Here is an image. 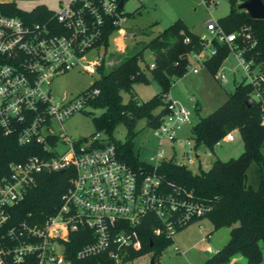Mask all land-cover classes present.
<instances>
[{
    "label": "built area",
    "instance_id": "1",
    "mask_svg": "<svg viewBox=\"0 0 264 264\" xmlns=\"http://www.w3.org/2000/svg\"><path fill=\"white\" fill-rule=\"evenodd\" d=\"M202 2L207 8L217 4L215 0ZM118 4L119 0H67L48 21L0 13V127L5 135L15 133L19 145L42 147V154L10 163L8 173L0 177V264L26 260L71 264L67 242L80 228L86 242L75 250L76 258L98 257L90 264H150L152 252L142 251L145 232L163 235L172 243L181 227L207 209L192 200L190 193L182 196L179 189L164 190L155 171L164 159L173 158L189 168L199 158L191 137L183 139L182 148L177 144L181 131L193 125L192 111L169 94L164 96L167 112L152 129L156 148L145 161L152 167L149 171L135 170L121 161L114 145L99 132L75 140L63 128L66 118L85 111L98 89L87 88L59 101L51 94V81L76 68L96 72L101 58L86 57L98 48L105 26L112 24L120 31L126 16ZM205 27L209 36H200L201 51L186 55L187 71L196 74V66L216 52L214 41L226 43L245 72V82L253 86L250 99L259 102L264 126V70L251 67L244 58L245 45L238 43L255 44L250 28L226 33L216 21H208ZM214 77L221 83L227 81L220 67ZM189 100L195 101L194 97ZM236 131L221 140L232 141ZM65 169L71 175L69 185L52 213L29 212L26 218L6 224L13 216L10 209L23 200L37 175Z\"/></svg>",
    "mask_w": 264,
    "mask_h": 264
},
{
    "label": "trees",
    "instance_id": "2",
    "mask_svg": "<svg viewBox=\"0 0 264 264\" xmlns=\"http://www.w3.org/2000/svg\"><path fill=\"white\" fill-rule=\"evenodd\" d=\"M126 0H123V4ZM245 0H229V12L216 22L226 33L235 32L242 27L250 28L255 44L249 41L238 43L245 45L244 58L251 67L259 66L264 70V17L251 18L239 4ZM264 3V0H262ZM52 10L45 5H37L29 11L20 9L14 0H0V13L15 16L28 21H48L53 16ZM129 15V14H125ZM116 27L109 24L104 27L101 40L97 47L107 52L111 36ZM188 38V42H185ZM216 52L203 61L211 74H215L222 62L230 53L226 43L213 42ZM200 36L189 31L181 19L175 20L157 35L148 40L141 49H135L122 57L108 71H105V57L97 66L96 78L88 87L97 88L98 94L88 102L84 113L92 115V121L98 131H104L111 142L119 159L135 170L149 171L152 169L145 161L140 160L134 152L133 137L136 134L137 122L143 120L151 129L156 128L166 114L164 96L169 94L174 80L186 72L190 52L203 49ZM149 49L153 55L152 67L149 68L151 78L160 90L145 101H138L133 91V82L148 84L145 71L139 66L143 50ZM121 91L129 93L126 102L122 101ZM253 86L245 80L235 84L228 98L210 114L198 119L191 126V138L197 149L203 145L213 153V146L224 135L237 130L242 142L243 151L235 158L227 160L215 159L208 169L198 166L193 173L185 165L175 162L173 158L162 160L155 168L162 180L164 190L174 192L179 189L181 195L190 193L192 200L207 205L206 211L189 223L207 218L213 230L221 226L229 227L227 241L216 249L208 261L220 263L227 261L234 253H241L247 264H259L264 248V155L261 148L264 144V126L260 124V104L250 99ZM101 109L99 115L87 109ZM200 110L196 102L194 111ZM117 124L125 127L126 135L123 142L115 141L112 132ZM94 134V133H93ZM33 154H42V147L36 144L19 145L15 133L5 135L0 127V177L9 171L12 162L24 161ZM254 162L258 167L259 182L256 187L247 182V168ZM68 169L57 172H44L36 176V182L25 192L23 200L10 209L11 216L7 225L16 220L24 219L27 214H50L60 201V196L69 185ZM188 223V224H189ZM187 224V225H188ZM181 227L180 229L184 228ZM179 229V230H180ZM86 239L82 229L70 234L67 242V255L71 264H90L96 256L78 259L74 252ZM171 243V239L163 235L145 232L142 251H151L154 261L159 258L162 250ZM22 264H34L26 260ZM240 264V263H235Z\"/></svg>",
    "mask_w": 264,
    "mask_h": 264
},
{
    "label": "rangeland",
    "instance_id": "3",
    "mask_svg": "<svg viewBox=\"0 0 264 264\" xmlns=\"http://www.w3.org/2000/svg\"><path fill=\"white\" fill-rule=\"evenodd\" d=\"M16 5L25 11H29L37 5H45L52 11H58L67 0H14ZM217 4L204 5L202 0H126L122 11L126 15V21L122 24L120 31L115 32L110 39L106 53L103 48L98 47L87 54L88 60L105 57V71L111 68L123 56L132 50H139L152 37L157 35L177 19H181L189 31L202 36H209L206 30L208 21H217L229 12V0H215ZM143 57L139 60V66L145 71L149 83L133 82V91L138 101H145L159 92L158 84L151 78L149 68L153 63V55L149 49L143 50ZM197 73L187 71L182 77L176 78L169 92L170 97L180 101L192 111V122L198 117L210 114L220 106L233 91L235 84L245 80V72L239 65L233 52L224 59L220 68L226 73L227 81L219 82L204 66L197 65ZM233 70V72H231ZM254 72L256 69L253 70ZM99 77L97 72L86 73L81 68H76L67 73L56 76L50 85L51 94L59 101L75 97L87 89L90 84ZM122 101L126 102L129 93L121 91ZM190 97L195 101L191 102ZM196 102L200 106L198 115L194 111ZM94 115H99L101 109H87ZM191 126H186L180 133L177 144L183 147V139L191 137ZM63 128L73 139L78 140L91 136L97 132L92 115L84 112L74 113L63 121ZM136 134L133 137L134 152L138 158L148 161L149 156L155 151L156 139L152 129L145 125L143 120L137 122ZM102 138H107L104 131H98ZM112 135L115 141L125 140L126 130L122 124H117ZM232 141L220 140L213 146V153L210 149L201 145L197 148L199 158L189 166L195 173L198 171V164L203 169H208L215 159L227 160L235 158L243 151V142L238 131L233 133ZM264 155V144L261 148ZM170 151H166L168 156ZM247 182L256 187L259 182L257 165L252 162L247 168ZM229 236V227L221 226L213 230L211 222L207 218L193 221L184 228L178 230L173 236V242L168 244L161 252L155 264H243L244 256L241 253H234L225 262L213 263L208 261L212 253L223 245ZM175 244L178 249H175ZM147 259V257H145ZM264 264V248H262V260Z\"/></svg>",
    "mask_w": 264,
    "mask_h": 264
},
{
    "label": "water",
    "instance_id": "4",
    "mask_svg": "<svg viewBox=\"0 0 264 264\" xmlns=\"http://www.w3.org/2000/svg\"><path fill=\"white\" fill-rule=\"evenodd\" d=\"M119 7L123 6V0H119ZM239 9L244 10L251 18L261 19L264 17V3L262 0H245L244 2L239 4ZM85 140V139H83ZM107 142H103L102 144H106ZM150 264H155L153 258L150 259ZM247 264V263H243Z\"/></svg>",
    "mask_w": 264,
    "mask_h": 264
},
{
    "label": "crops",
    "instance_id": "5",
    "mask_svg": "<svg viewBox=\"0 0 264 264\" xmlns=\"http://www.w3.org/2000/svg\"><path fill=\"white\" fill-rule=\"evenodd\" d=\"M152 64V63H151ZM170 95V94H169Z\"/></svg>",
    "mask_w": 264,
    "mask_h": 264
}]
</instances>
